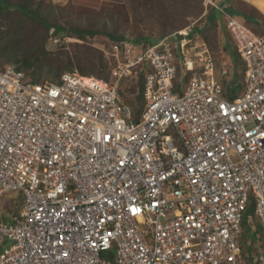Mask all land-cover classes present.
<instances>
[{
    "label": "built area",
    "instance_id": "1",
    "mask_svg": "<svg viewBox=\"0 0 264 264\" xmlns=\"http://www.w3.org/2000/svg\"><path fill=\"white\" fill-rule=\"evenodd\" d=\"M209 2L246 67L234 97L222 81L230 61L218 77L190 28L146 47L112 43L111 81L66 71L35 82L0 68V264H242L250 206L264 264V33ZM178 65L192 72L180 89ZM139 69L135 119L120 86ZM11 193L13 218L2 204Z\"/></svg>",
    "mask_w": 264,
    "mask_h": 264
},
{
    "label": "trees",
    "instance_id": "2",
    "mask_svg": "<svg viewBox=\"0 0 264 264\" xmlns=\"http://www.w3.org/2000/svg\"><path fill=\"white\" fill-rule=\"evenodd\" d=\"M35 0H22L17 4H9V0H0V16L7 21L8 30H11V34L4 41L3 45L0 44V58L6 60L8 63L13 64L18 70L23 71L27 77L35 82H46V81H59L62 74L66 71H78L83 75H97L99 78L109 81L111 77V67L109 64L110 60L107 58L105 52L102 50H97L96 48H92L90 46H82L77 45L76 50H74V56H71L69 50H64V46L59 50V52L54 53L47 49L46 42L51 36L56 38H70L76 37L78 39H85L87 37H95L98 34L106 35L110 42H123L125 40H129V37H125L123 35H116L113 33H107L98 29H90V28H75V27H67L58 22H51L43 18L42 14H40L39 10L31 8V2ZM38 1V0H37ZM44 3L50 4L51 2H46L44 0H39ZM231 3L228 7H225V10L230 11L232 15L237 12H244L246 17H242L241 20L249 27H251L257 33H264V15L262 14L261 18L255 14L248 13L246 10L236 8L234 6L233 0H230ZM166 2V3H165ZM169 2L168 0H164V2L158 1L159 5L163 7H167L166 4ZM201 3V1H200ZM218 3V2H217ZM53 4V3H52ZM138 5V3H135ZM156 2L151 0H145L140 6L145 10L146 7H150L154 9L156 7ZM11 7L16 8L23 17L27 18L28 22H33L37 24L38 27L34 32L28 36L22 27V23L18 22L15 26L14 30L12 25L10 24V9ZM223 7V6H221ZM134 11L138 12V6L134 5ZM203 9V7H202ZM216 7L212 5L211 10L206 14L203 18V22L196 26L194 29H191V35L195 36L199 33L205 34L204 37L206 43L210 44L211 40L207 36V32L213 28V26L219 21L215 17ZM219 10V9H217ZM220 11V10H219ZM221 12V11H220ZM223 14V12H222ZM240 18V17H239ZM247 18H255L256 25L251 24L247 21ZM224 19L226 20V16L224 15ZM225 30L226 24L225 22ZM0 27L2 28V23H0ZM6 28V29H7ZM51 30L53 32L51 33ZM5 33V30L3 31ZM38 34V35H37ZM169 36V35H168ZM200 36V35H199ZM160 37H165L161 35ZM154 40L148 36H139L136 38H132V40L139 44L141 47L149 46L153 44L155 41H158L162 38ZM232 40V43H231ZM229 39L225 42L223 49L228 52L230 55V68L231 73L228 76L222 79L224 83L225 91L224 93L229 97L237 96L244 88L245 84V71L246 67L241 58V55L233 41V39ZM111 43V45H112ZM208 44V46H209ZM211 46V45H210ZM209 46V48H210ZM82 48V50H81ZM212 55L213 51L210 48ZM214 57V56H213ZM215 59V58H214ZM8 63H5L6 65ZM82 63H88V70L84 68ZM2 67H5L6 65ZM216 64V61H215ZM0 67V68H2ZM149 69V68H148ZM150 70V69H149ZM107 72V73H106ZM192 72L185 71L180 65H178L177 69V89H180V85L184 79H188ZM216 74L219 77L218 66L216 64ZM45 76H52V80H46ZM132 77L133 81L130 85L126 87L125 90H121V95L123 101L128 104L133 111V116L135 119H139L142 111L145 106V93H144V85L146 81V72L144 69H139L136 75H130L123 78V80L129 79ZM122 80V82H123ZM15 204V200H14ZM5 215H8L13 218L16 215L17 210L14 211L10 207H4ZM254 211L250 206L247 211V216L253 214ZM4 215V217H6ZM247 216L244 220V234L242 237V242L244 245V263L243 264H260L254 262V255L252 254L255 250V242L257 239V235L262 236V227L256 221V228L254 229L250 223L247 221ZM7 218V217H6ZM250 246H253V249L250 250Z\"/></svg>",
    "mask_w": 264,
    "mask_h": 264
},
{
    "label": "rangeland",
    "instance_id": "3",
    "mask_svg": "<svg viewBox=\"0 0 264 264\" xmlns=\"http://www.w3.org/2000/svg\"><path fill=\"white\" fill-rule=\"evenodd\" d=\"M21 1L22 0H9L8 3L17 4ZM144 1L145 0H66L57 4H48L35 0L30 3V6L32 9L39 10L43 18L48 21L58 22L67 27L98 29L107 33L129 37V40L139 36H148L157 40L161 35L168 36L181 30L189 28L194 29L203 22V18L212 8V4H210L209 0H168L169 2L166 4L167 7L159 5V0H151L157 3L156 7L151 9L147 6V11H145L141 7ZM160 1L164 2V0ZM213 1L218 2V5L223 7H228L231 3L230 0ZM135 3H138V5ZM233 3L236 8L246 10L248 13L255 14L260 18L262 14H264V0H233ZM134 5L138 6V12L134 11ZM9 12L10 24L13 30L17 23L20 22L23 24V31L30 36L38 27V25L33 22L29 23L27 18L16 11V8L11 7ZM225 12L231 13L227 10H225ZM224 15V13L222 14V12L216 9L215 17L219 21L207 32V36L211 40L210 44H208L209 46L211 45L210 48L213 51L214 60L218 66L219 73L222 66L231 59L228 52L223 49L225 42L232 39L227 27L225 30L223 22L226 24V20L224 19L223 21ZM233 16L240 17L241 19L242 17H246V14L240 11V13L237 12ZM4 20L5 19L0 16V23H2L3 26L2 28L0 27L1 45H3L9 35H12L11 30L9 31L7 28L9 23ZM246 20L256 25L255 18H247ZM4 30L5 33L3 32ZM198 35L203 39L206 37L204 36L205 34L199 33ZM110 41L111 40L104 34H98L95 37H87L85 39H78L76 37L60 38L59 41H55L54 36H51L46 42V47L49 51L57 53L64 46L63 49L69 50L70 55L74 56V50H76L77 45L90 46L93 49L96 48L97 50L105 52V50L107 51L111 47L112 42ZM5 63L8 62L0 58V67ZM82 64L87 70L90 67L88 63ZM114 66V63L113 65L112 63L109 64L111 68ZM75 72L78 71L75 70ZM94 76L98 77L97 75ZM45 79L52 80V76H45ZM111 80L112 69L109 81ZM132 81V77L123 80L120 89L125 90ZM16 195L18 194L11 193L7 195L2 201L3 206L5 208L8 206L12 208L13 211L15 209L17 210L18 205L14 204ZM4 245H6V242H4L3 246ZM3 246H0V249ZM249 248L252 250L253 246ZM243 263L244 262H242V264Z\"/></svg>",
    "mask_w": 264,
    "mask_h": 264
}]
</instances>
